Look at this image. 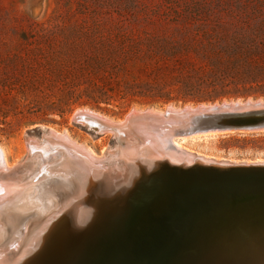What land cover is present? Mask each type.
Listing matches in <instances>:
<instances>
[{"label":"bare ground","instance_id":"obj_1","mask_svg":"<svg viewBox=\"0 0 264 264\" xmlns=\"http://www.w3.org/2000/svg\"><path fill=\"white\" fill-rule=\"evenodd\" d=\"M145 132L139 152L129 146L121 158L113 151L97 158L70 134L51 136L49 151H38L18 173L0 146V264H206L214 257L213 264H264V244L247 251V242H236L264 234V174L210 185L189 173L161 178L167 166L239 163L183 145L225 132ZM134 154L146 159L134 165ZM202 176L211 179L208 172Z\"/></svg>","mask_w":264,"mask_h":264},{"label":"rangeland","instance_id":"obj_2","mask_svg":"<svg viewBox=\"0 0 264 264\" xmlns=\"http://www.w3.org/2000/svg\"><path fill=\"white\" fill-rule=\"evenodd\" d=\"M127 11H132L128 19L120 22L119 13ZM164 14L179 15L180 19L167 24L163 21ZM195 15L199 16L196 20ZM122 24L130 31L126 36L117 34ZM199 27L222 28L250 37L259 32L264 34V0H0V88H12L8 97L0 92V146L9 165L13 167L25 158L26 137L31 132L39 140L47 130L60 136L70 134L74 142L89 147L97 158L111 151L114 141L110 134L95 135L72 122L73 114L80 109L89 108L120 121L131 109L165 110L169 105L246 100L183 102V95L172 92L170 98L175 100L166 102L159 97L165 96L168 91L165 89L162 95L158 91L137 94L131 97L129 106H121L118 97L97 99L98 103L86 105L87 97L83 94L79 103L65 106L71 88L76 90L75 94L81 89L92 93L96 83L103 82V73L95 65L84 64L87 58L103 55L110 58L120 45L138 44L145 48L153 44L169 49L187 38L172 32L164 34V30ZM160 64L147 57L131 61L120 72L119 79L164 84L179 75V70ZM93 95L100 96L96 92ZM247 99L264 100V97ZM183 145L217 160L249 164L264 161V132L217 134L186 140ZM236 242L239 245L247 242V251H254L264 244V234L256 231ZM214 258L206 264H213L217 259Z\"/></svg>","mask_w":264,"mask_h":264},{"label":"trees","instance_id":"obj_3","mask_svg":"<svg viewBox=\"0 0 264 264\" xmlns=\"http://www.w3.org/2000/svg\"><path fill=\"white\" fill-rule=\"evenodd\" d=\"M129 12L132 11L119 13L120 22L128 19ZM164 15L166 16L163 17V21L167 24L180 19L179 15ZM197 17L199 18L195 15L194 19ZM163 32L164 34L172 32L187 39L184 43L174 44L169 49L153 44H148L145 48L138 44L120 45L112 51L110 58L104 55L87 58L84 64L95 65L103 73L101 78L103 82L96 83L97 88L92 93L81 89L75 94L76 90L71 88L65 106L69 108L79 103L82 94L87 97L84 102L86 105L90 102L98 103L97 99L118 97L119 101H122L121 106L124 104L129 106L131 97L137 94H154V91H158L162 95L165 89H168L165 96L159 97L164 98L166 102L175 100L170 98L172 92L183 95V102L195 103L215 102L224 98L264 97V34L259 32L250 37L231 33L222 28L211 30L201 27ZM129 33L123 24L117 31V34L122 36ZM158 56L161 58H157ZM143 57L154 59L157 65L161 62L162 66L179 70V75L164 84L154 80L140 83L137 80L119 79L120 72L126 70L129 62ZM77 88L80 89V86ZM0 92L8 97L12 93V88L6 86L3 90L0 88ZM95 92L100 94L99 98L93 95Z\"/></svg>","mask_w":264,"mask_h":264},{"label":"water","instance_id":"obj_4","mask_svg":"<svg viewBox=\"0 0 264 264\" xmlns=\"http://www.w3.org/2000/svg\"><path fill=\"white\" fill-rule=\"evenodd\" d=\"M72 120L75 125L86 128L95 135L110 134L114 141V148L107 152L113 151L115 154H119L122 151L121 153H123L126 147L129 146H133L139 152V147L145 144L142 138L148 135L145 132L146 130L164 133L165 131L173 132L187 137L216 131L225 133L264 132V100H230L213 104L201 103L193 106H171L165 110L153 108L145 110L131 109L120 121H113L92 109H89V112L80 109L73 114ZM46 132V135L41 140L33 137L32 132L27 135V155L12 168V172H22L31 160L35 159L38 151L48 152L49 148L47 147L51 143V136L57 140L62 139V136L56 134L54 131L47 130ZM118 157L121 158L120 154ZM133 157H135L136 162L134 165H138L139 162L144 161V158L146 159L145 154L140 157L134 154ZM167 162L164 161L162 163L163 165H167ZM223 166L225 167L223 168ZM140 167L142 168L141 165ZM162 170L170 172L163 174L161 178L170 174L189 173L195 175L197 178L202 177V179H198L200 183L210 185L215 182L222 183L224 179L229 178L231 175L264 174V162L221 164V166L200 165L199 168L191 166L182 170L180 166L174 168L167 166ZM144 171L146 172V170ZM205 172L209 173L211 179L208 180L202 176ZM210 189V187H203L204 191H209ZM137 204H140V201ZM212 205H215L214 201ZM212 205L208 204V202L203 203L205 207L211 208ZM228 207L229 205L225 206V208ZM125 215L124 210L118 216L123 219ZM125 223L126 221L122 223L121 228H124ZM251 227L249 226L248 228ZM99 236L103 237L104 235L100 234ZM242 238L245 239L246 236L243 235ZM228 251V249L227 251L225 250L224 254L227 255Z\"/></svg>","mask_w":264,"mask_h":264}]
</instances>
